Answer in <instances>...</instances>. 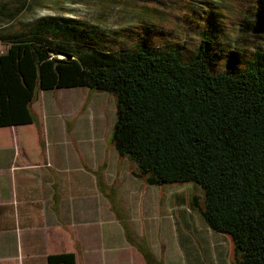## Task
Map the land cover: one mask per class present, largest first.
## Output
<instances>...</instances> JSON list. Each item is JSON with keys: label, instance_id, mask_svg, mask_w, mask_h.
Listing matches in <instances>:
<instances>
[{"label": "trees", "instance_id": "trees-1", "mask_svg": "<svg viewBox=\"0 0 264 264\" xmlns=\"http://www.w3.org/2000/svg\"><path fill=\"white\" fill-rule=\"evenodd\" d=\"M194 1L170 5L183 14H174L176 28L197 37L193 43L165 30L157 44H103L77 16L1 27L0 128L36 124L40 144L26 140L24 148L45 155L39 92L109 91L117 109L110 142L137 162L133 174L150 185L201 186L203 217L240 251L238 264H264V0ZM229 1L240 6V20L219 14ZM31 2L4 3L0 18L16 20ZM48 264L78 263L68 252L51 254Z\"/></svg>", "mask_w": 264, "mask_h": 264}, {"label": "rangeland", "instance_id": "rangeland-1", "mask_svg": "<svg viewBox=\"0 0 264 264\" xmlns=\"http://www.w3.org/2000/svg\"><path fill=\"white\" fill-rule=\"evenodd\" d=\"M17 1L0 0V7ZM195 2L183 0L185 5L193 6ZM225 2L221 1L218 6ZM229 2L226 9H218L219 14L240 20V6ZM31 3L14 21L0 18V28L7 26L12 30L17 22L29 23L42 16H77L96 37L102 38L103 44L116 41L119 47H130L142 42L157 44L167 38L179 39L181 43L198 40L189 37L186 28H176L174 14L180 17L183 14L173 11L172 0H32ZM192 11L191 15L198 19L205 17ZM159 19L167 24L159 23ZM172 21L175 27L168 29ZM157 22L159 32L154 31L150 36L147 29L155 27ZM165 30L167 38L163 35ZM1 48L4 49L3 45ZM225 66V62L219 65L221 69ZM34 107L46 144L44 130L49 129V145L53 147L57 163L66 161L68 165L70 161L76 166L84 165L92 173H102L99 219L104 214L112 221L104 224L99 221L97 264L239 263L240 251L233 250L225 234L211 230L203 217L201 186L150 185L133 174L138 171L137 162L120 156L110 142L117 109L115 97L109 91L94 92L87 87L41 90ZM35 126H23V137L39 145ZM9 133L7 126L0 128V151L6 149ZM32 148L27 146L24 154L37 151ZM194 192L199 195L196 202ZM113 228L117 230L118 242L104 243L101 232H110Z\"/></svg>", "mask_w": 264, "mask_h": 264}, {"label": "crops", "instance_id": "crops-1", "mask_svg": "<svg viewBox=\"0 0 264 264\" xmlns=\"http://www.w3.org/2000/svg\"><path fill=\"white\" fill-rule=\"evenodd\" d=\"M23 126L8 127L9 153L0 151V264H48L51 254L68 252L78 264H97L99 221H112L99 219L102 173L57 163L49 129L45 155L24 154ZM101 236L118 242L114 228Z\"/></svg>", "mask_w": 264, "mask_h": 264}]
</instances>
